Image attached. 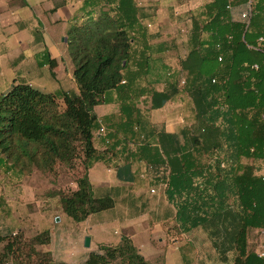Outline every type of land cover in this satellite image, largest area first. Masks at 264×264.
Returning <instances> with one entry per match:
<instances>
[{
  "label": "trees",
  "instance_id": "16d2710c",
  "mask_svg": "<svg viewBox=\"0 0 264 264\" xmlns=\"http://www.w3.org/2000/svg\"><path fill=\"white\" fill-rule=\"evenodd\" d=\"M96 5L94 16L66 32L77 95L48 94L17 82L0 95V157L26 174L51 175L59 166L72 170L79 163L76 190L58 194L61 212L78 224L111 210L113 199L95 194L88 171L117 148L94 113L117 92L123 126L132 137H146L149 130L156 139L153 152L168 170V197L179 200L176 220L182 231L206 232L223 264L230 255L231 264H264L248 241L250 231L264 232V0L203 5L191 18L184 58L162 92L140 85L150 71L149 36L137 24L132 0L84 1L85 7ZM139 41L141 49H134ZM45 62L50 70L56 66L49 57ZM183 94L191 101L194 123L178 134L151 128L133 104L146 95L149 109L158 110ZM95 132L103 139V153L93 146ZM141 147L146 151L151 144ZM49 242L47 230L32 238L21 232L0 236V264H51L50 254L37 250ZM81 264L150 263L123 237L118 246H100Z\"/></svg>",
  "mask_w": 264,
  "mask_h": 264
},
{
  "label": "crops",
  "instance_id": "0c3cea01",
  "mask_svg": "<svg viewBox=\"0 0 264 264\" xmlns=\"http://www.w3.org/2000/svg\"><path fill=\"white\" fill-rule=\"evenodd\" d=\"M84 1L0 0V95L14 82L28 84L48 94H78L67 53L66 32L70 26L94 16L100 9L97 5L85 7ZM211 1L132 0L138 10L137 24L145 27L149 36L146 45L150 71L141 81V87L157 92L166 90L169 74L176 72L186 53L192 16ZM233 19L238 20L237 10ZM141 46L139 41L133 48L141 49ZM47 57L56 62L52 70L45 62ZM132 93L134 91L127 96ZM108 101L95 107L94 113L110 130L109 136L117 148L105 153L103 161L89 169L88 179L95 194L110 196L114 207L78 223L95 248L88 254L96 252L100 246H118L122 238L127 237L150 264H223L206 232L200 228L183 232L177 222L176 209L180 203L178 198L171 201L172 197H168L169 173L154 155L156 139L148 135L149 130L146 137L133 138L123 126L117 92H111ZM133 104L151 128L166 134H178L186 125L181 95L158 110L149 109L150 99L146 95L134 98ZM59 105L64 109L61 99ZM140 143H149L151 147L141 150ZM93 146L99 153L106 150L97 132L93 136ZM40 175L12 169L0 157V236L21 232L26 238H32L46 231L41 226L50 211L64 215L58 197V211L54 210L52 199L45 201L48 211L44 209L45 202L41 206L38 200L45 190L36 181ZM72 185L71 191H75L76 185ZM48 187L53 188L52 185ZM21 219L32 220L41 231L34 229V225L33 229L20 228ZM51 243L50 235L49 244L37 250L49 253L51 264H64L56 260L53 252L47 251ZM228 258L231 264V257Z\"/></svg>",
  "mask_w": 264,
  "mask_h": 264
},
{
  "label": "rangeland",
  "instance_id": "374dc122",
  "mask_svg": "<svg viewBox=\"0 0 264 264\" xmlns=\"http://www.w3.org/2000/svg\"><path fill=\"white\" fill-rule=\"evenodd\" d=\"M184 35V34H183ZM174 70H176L174 68ZM66 75V74H65ZM183 121L185 126H190L194 123V116L191 107V101L189 98L183 94ZM63 110V107L60 108ZM98 112V110H97ZM189 120V121H188ZM243 165L247 166H257L258 163H253L252 161L242 160ZM82 174V169L79 163H75L72 170L66 169L64 166H59L56 168L55 172L51 175H40L36 181L39 186L45 190L43 196L38 200L41 202L47 201V199H52L54 210L58 211V194L61 192H69L72 188L73 180L78 178ZM52 185L53 188L48 186ZM231 202V200H230ZM47 202L44 204V209L48 211ZM58 220V221H57ZM20 228L34 229L41 231L30 219H21L19 221ZM42 230H49L52 237V243L50 244L47 251L53 252L55 258L58 262L64 264H79L81 261L85 260L88 253L94 251V246L90 245L89 248H84V238L83 228L80 224L72 223L66 216L60 215L58 212L50 211L47 214V218L42 222ZM249 249L257 250L258 252L264 253V232L260 231H250L248 233ZM2 255V253H1ZM232 255H230L231 257ZM229 264V263H227Z\"/></svg>",
  "mask_w": 264,
  "mask_h": 264
},
{
  "label": "built area",
  "instance_id": "2783aa9c",
  "mask_svg": "<svg viewBox=\"0 0 264 264\" xmlns=\"http://www.w3.org/2000/svg\"><path fill=\"white\" fill-rule=\"evenodd\" d=\"M247 17H248L247 13H244V14L241 15V18L244 19V20H246ZM218 61H221V58H219ZM183 84H184V82L181 80L180 85L182 86ZM100 133H104V129L103 128L100 129ZM263 180H264V178H263ZM151 193H153V191H151ZM263 249H264V247H263ZM258 254H259L260 257L264 258V253L263 252H258Z\"/></svg>",
  "mask_w": 264,
  "mask_h": 264
},
{
  "label": "water",
  "instance_id": "95a60500",
  "mask_svg": "<svg viewBox=\"0 0 264 264\" xmlns=\"http://www.w3.org/2000/svg\"><path fill=\"white\" fill-rule=\"evenodd\" d=\"M63 41H65V40H63ZM89 246H90V239L88 237H86L84 239V248H89Z\"/></svg>",
  "mask_w": 264,
  "mask_h": 264
}]
</instances>
